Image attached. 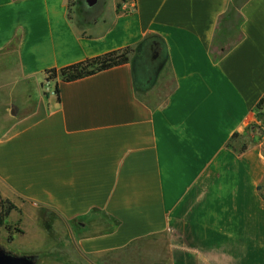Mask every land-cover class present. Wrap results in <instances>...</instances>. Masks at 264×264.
I'll return each instance as SVG.
<instances>
[{
	"label": "crops",
	"instance_id": "1",
	"mask_svg": "<svg viewBox=\"0 0 264 264\" xmlns=\"http://www.w3.org/2000/svg\"><path fill=\"white\" fill-rule=\"evenodd\" d=\"M120 2L82 19L77 0H0V61L28 84L151 34L168 48L141 84L132 55L47 81L60 100L0 104V194L24 223L64 221L78 258L62 264H264V159L247 142L264 114V0ZM42 231L21 253L59 250Z\"/></svg>",
	"mask_w": 264,
	"mask_h": 264
},
{
	"label": "rangeland",
	"instance_id": "2",
	"mask_svg": "<svg viewBox=\"0 0 264 264\" xmlns=\"http://www.w3.org/2000/svg\"><path fill=\"white\" fill-rule=\"evenodd\" d=\"M76 10V8H75ZM79 26H82L81 22H77ZM235 27L233 25L232 31L235 30ZM154 64V63H153ZM8 63L4 64L0 61V104H5L9 101L12 102L13 106H23L27 100H29V96H32L34 98H44L46 99L47 96L53 95V91L55 90L54 84H49L44 79H37L32 80V84H28L27 82L20 81V77L13 75L11 70L7 69ZM155 65H153L154 67ZM152 83V82H151ZM42 84L44 86H42ZM173 85L172 77L169 76L168 78V87L167 89ZM157 87L153 91L152 97H159L161 95H164L163 92L164 89L160 87ZM47 92V93H46ZM31 107L29 108V110ZM25 111V110H24ZM24 111H19L16 116H20ZM259 115V121L255 125V127L248 132L247 134V142H253L256 140V136L258 135V140H262L264 142V114H258ZM11 120H14L13 116H10ZM11 121V122H12ZM9 122V124L11 123ZM1 199L9 200L12 204L15 205V207L12 208L9 215L6 217V224H10L12 226V231L14 238L12 241L9 240V231L6 228V224L2 225L0 224V244L4 245L6 248L12 249L11 251L17 254H23L21 253V248H29L31 247V243L33 241L37 240L36 233L38 230L42 229L41 232L42 240L45 238L46 243H50L54 248H58L59 250L55 252L47 253L45 251L40 252V260L45 262H40V264L43 263H50L54 264L56 263V259L60 261V264H62V260L70 258L71 256L77 260L78 255L77 253L74 254L73 252H70L68 249V241L66 236V231L64 230L67 226L64 221L60 219H53L52 215L45 216V214L42 216V220L38 219H30L26 221L25 223L21 219V209L14 203V201L10 198H6L0 194V202ZM25 226L26 231L22 228ZM47 228H51L53 232H48ZM17 229H21L22 232H18ZM52 243V244H51ZM54 243V244H53ZM42 249L48 250L49 244L42 245ZM55 253V254H54ZM31 254V252H30ZM39 254V253H38ZM39 260V261H40Z\"/></svg>",
	"mask_w": 264,
	"mask_h": 264
},
{
	"label": "trees",
	"instance_id": "3",
	"mask_svg": "<svg viewBox=\"0 0 264 264\" xmlns=\"http://www.w3.org/2000/svg\"><path fill=\"white\" fill-rule=\"evenodd\" d=\"M126 1L127 0H121V2L118 4V10H117L118 12H121L123 10L122 3ZM71 4L74 3L72 2ZM140 50H146L148 53V57L149 58L151 57V60H153L155 66L152 74L150 75L151 77H154V74H156L155 72L157 67L161 68L162 71L166 66V64L168 63V48L165 41L162 38H159L157 35L151 34L146 36L144 39H142L135 47H126L121 50L112 51L92 59H87L85 61L63 67L61 69H56V68L47 69L45 71L46 79L47 81H52L60 77L63 81L76 80L94 74L98 71L111 68L116 65L128 63L131 59L130 57L132 55H137L138 53H140ZM171 92L172 91L169 90L168 94L165 96V99L168 98ZM55 93L57 94L58 99L60 100V88L58 82L56 83ZM263 105H264V98L261 99V101L259 102L258 110L262 109ZM238 136H239L238 132L234 133L230 141L227 143L228 147L234 148L232 141L236 139ZM246 149H247V144L244 143L239 149H237V152L242 153ZM258 189L260 190L262 196L264 197V182L259 185ZM13 207H15V205L12 204L11 201L7 199L5 200L1 199L0 224L2 225L6 224L5 222L6 217L9 215ZM6 228L9 231L8 238L10 241H12L14 238L12 226L10 224H6ZM17 230L18 232H22L21 229H17Z\"/></svg>",
	"mask_w": 264,
	"mask_h": 264
},
{
	"label": "flooded vegetation",
	"instance_id": "4",
	"mask_svg": "<svg viewBox=\"0 0 264 264\" xmlns=\"http://www.w3.org/2000/svg\"><path fill=\"white\" fill-rule=\"evenodd\" d=\"M92 2H94V0H77V5L80 11V17L82 19H87L91 15L96 16L101 11L103 0H97L93 5H91L90 3ZM153 65L154 64L151 61V57H148L147 51L140 50V53L136 55L134 61L136 81L138 84L142 83L141 73L146 72L148 74H151V71L153 72L154 70Z\"/></svg>",
	"mask_w": 264,
	"mask_h": 264
},
{
	"label": "water",
	"instance_id": "5",
	"mask_svg": "<svg viewBox=\"0 0 264 264\" xmlns=\"http://www.w3.org/2000/svg\"><path fill=\"white\" fill-rule=\"evenodd\" d=\"M97 0L90 3L93 5ZM161 70V68H159ZM158 70V73L159 71ZM16 105L12 107V114H16ZM40 254H17L0 244V264H39Z\"/></svg>",
	"mask_w": 264,
	"mask_h": 264
},
{
	"label": "built area",
	"instance_id": "6",
	"mask_svg": "<svg viewBox=\"0 0 264 264\" xmlns=\"http://www.w3.org/2000/svg\"><path fill=\"white\" fill-rule=\"evenodd\" d=\"M133 9H135V7H133ZM260 153L264 159V142L262 140L260 141Z\"/></svg>",
	"mask_w": 264,
	"mask_h": 264
}]
</instances>
